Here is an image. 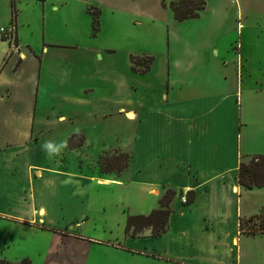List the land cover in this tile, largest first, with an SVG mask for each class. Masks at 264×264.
<instances>
[{"label":"crops","instance_id":"crops-1","mask_svg":"<svg viewBox=\"0 0 264 264\" xmlns=\"http://www.w3.org/2000/svg\"><path fill=\"white\" fill-rule=\"evenodd\" d=\"M171 1L0 0V27L14 26L13 47L0 39V220L50 236L45 263L249 264L239 220L255 213L242 194L264 186L243 189L237 168L264 155L251 82L264 84L243 45L254 6L203 0L199 17L177 21ZM130 56L153 61L139 73ZM74 134L83 142L70 149ZM118 153L127 166L102 170ZM167 188L166 232L126 234Z\"/></svg>","mask_w":264,"mask_h":264},{"label":"trees","instance_id":"trees-1","mask_svg":"<svg viewBox=\"0 0 264 264\" xmlns=\"http://www.w3.org/2000/svg\"><path fill=\"white\" fill-rule=\"evenodd\" d=\"M162 6L165 7V0H162ZM173 17L177 21H184L199 17L200 12L205 7L203 0H173L168 3ZM89 14L92 16L91 30L94 34L98 28V10L89 9ZM15 11H13V15ZM131 69L135 72L145 73L152 61V56H130ZM83 142L81 135L74 134L67 140V147L70 149L78 148ZM129 156L124 153H118L116 156L107 157L101 156L99 165L102 170L109 171L111 168H116L115 171H120L127 166ZM237 183L245 190L254 188H261L264 186V155H254L248 157V161H240L237 168ZM175 196V191L171 188L165 189L163 195L158 200V207L152 210L148 215L128 216L125 224V233L131 237L141 233L144 229L149 228L152 237H157L166 232L167 220L171 212L170 203ZM194 199L193 192L186 193V203H190ZM257 220V223L247 225L246 223ZM243 228V221L239 220V231L241 234L255 236L264 234V210L260 213L252 215L247 218ZM0 264H31L27 258L21 259L17 262H10L0 258Z\"/></svg>","mask_w":264,"mask_h":264},{"label":"rangeland","instance_id":"rangeland-1","mask_svg":"<svg viewBox=\"0 0 264 264\" xmlns=\"http://www.w3.org/2000/svg\"><path fill=\"white\" fill-rule=\"evenodd\" d=\"M250 1L254 6L251 9L253 15L249 18L252 30L251 33H249L250 35L247 43L245 44V42H243V45L246 50V57L251 64L252 73L255 77L259 78L257 80H260L264 84V75L261 76V74L264 73V13L262 12L264 10V0ZM238 34L239 32H237L234 43L239 41ZM233 48L231 49L232 52ZM254 82L255 78L251 82V86H253L251 87V99L257 105H264V90L258 92L259 89L256 87L257 83ZM243 161L247 162L248 158ZM252 193H243L242 202L247 195L246 201H248L247 203H249L250 206L252 205L251 207H253V209L251 210H254L256 214L258 210L261 209L260 206L264 207V193H261L260 196H251ZM258 213H260V211ZM246 220L247 218H241V221H243V228H246L244 225ZM252 223H257V220L246 224L251 225ZM14 224L15 222L13 221L0 220V258L10 262H17L24 258L28 259L29 255L34 256L36 253L43 255L48 244L53 243L50 236H31L30 231H26L23 226ZM241 241L242 243L243 241L249 242L247 245L249 264H264V237L253 238V236L242 234ZM242 243L240 242V245H242ZM48 258H50V256ZM42 260H44V262L42 261L43 264H58L50 262L49 260L45 263L44 255Z\"/></svg>","mask_w":264,"mask_h":264},{"label":"built area","instance_id":"built-area-1","mask_svg":"<svg viewBox=\"0 0 264 264\" xmlns=\"http://www.w3.org/2000/svg\"><path fill=\"white\" fill-rule=\"evenodd\" d=\"M0 39L5 40L11 44L13 47L14 45V26L10 25L8 27H0ZM182 201H185V197H182Z\"/></svg>","mask_w":264,"mask_h":264},{"label":"clouds","instance_id":"clouds-1","mask_svg":"<svg viewBox=\"0 0 264 264\" xmlns=\"http://www.w3.org/2000/svg\"><path fill=\"white\" fill-rule=\"evenodd\" d=\"M42 150L46 151L49 155L52 154L53 144L50 141H46L44 144H42Z\"/></svg>","mask_w":264,"mask_h":264}]
</instances>
